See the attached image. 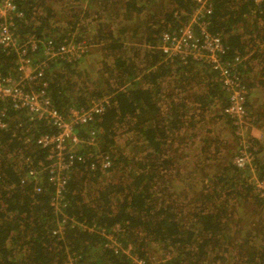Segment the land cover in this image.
Listing matches in <instances>:
<instances>
[{
	"label": "trees",
	"instance_id": "trees-1",
	"mask_svg": "<svg viewBox=\"0 0 264 264\" xmlns=\"http://www.w3.org/2000/svg\"><path fill=\"white\" fill-rule=\"evenodd\" d=\"M17 4L20 38L33 34L55 48L86 41L78 59L49 63L55 107L67 114L93 100L109 103L77 127L83 138L95 132L96 144L71 171L59 208L47 177L38 191L22 161L44 159L35 137L52 128L8 108L0 129V264H264V138L242 134L223 112L228 95L207 64L166 60L156 48L163 32L188 21L197 0ZM210 28L223 38L225 61L244 56V81L247 71L263 77L246 83V118L264 132V95L253 99L264 89V1L215 0ZM90 55L100 60L84 79ZM16 61L0 47L4 73L17 75ZM244 151L251 159L238 164ZM105 156L110 167H102Z\"/></svg>",
	"mask_w": 264,
	"mask_h": 264
},
{
	"label": "built area",
	"instance_id": "built-area-1",
	"mask_svg": "<svg viewBox=\"0 0 264 264\" xmlns=\"http://www.w3.org/2000/svg\"><path fill=\"white\" fill-rule=\"evenodd\" d=\"M263 1L254 0L256 6ZM17 2L18 0H0V47L17 54L18 73L13 75L0 69V129L7 126L8 108L26 112L30 120L44 122L52 128L53 131L35 135L36 145L45 152L44 159L34 164L31 157L24 156L22 161L29 167V176L36 181L38 191L41 190L37 185L38 181L44 175L47 177L48 183L54 187L53 205L59 208L63 204V193L71 171L78 163L92 158L93 153L88 150L96 144L95 132L92 131L83 138L77 133V127L93 123L105 111L109 99L105 97L93 100L84 107H71L67 114L55 107L46 79L50 61L58 56L68 60L78 59L85 50L77 53L73 44L55 48L33 34L20 38L16 34V21L22 17V12ZM214 2L215 0H197L188 21L179 31L163 32L156 48L166 60H194L207 64L217 74V81L228 95L223 112L233 117L242 134H246L252 127L250 120L246 118L249 91L238 69L244 56L238 54L230 61L223 59L226 52L223 38L210 28ZM257 25L259 28L263 27L261 22H257ZM42 49L44 56L38 59ZM250 52L253 53L254 48ZM250 159V155L244 151L236 157V162L245 164ZM111 165V159L105 156L102 167ZM60 229L61 226L58 230ZM119 247L117 244L114 248Z\"/></svg>",
	"mask_w": 264,
	"mask_h": 264
},
{
	"label": "rangeland",
	"instance_id": "rangeland-1",
	"mask_svg": "<svg viewBox=\"0 0 264 264\" xmlns=\"http://www.w3.org/2000/svg\"><path fill=\"white\" fill-rule=\"evenodd\" d=\"M133 23H135V21H133ZM72 46H74L75 47V49L76 50H78L77 51V53H79L81 50H86L87 49V46H86V41L84 40L81 44H79V45H72ZM72 46H71V48H72ZM100 60V58H99V56L98 55H90L89 57H87L84 61H83V65H81V67H82V69H83V71L85 72V76H84V79L86 78V73L88 72V70H89V67H94V68H96V65H97V62ZM8 61L10 62V63H12L13 62V60L12 59H8ZM14 63H15V61H14ZM93 68V69H94ZM87 69V70H86ZM14 72H15V68H14ZM90 73V75L91 76H93V72H89ZM15 75V74H14ZM169 89H177V88H174V87H171V86H165V90H169ZM174 92V91H173ZM186 92H188V91H186ZM264 93V89H262V88H260L258 91H257V94H256V97L259 95V97H257V101L259 102V101H261V99H263V94ZM227 94V93H226ZM182 96L184 97H187L185 94H182ZM175 98H176V96L174 95V97H173V99L175 100ZM177 99V98H176ZM264 100V99H263ZM191 102V100L188 98V100H187V103H190ZM257 102V103H258ZM196 106L194 105V104H191V108L192 109H194ZM226 132H228V131H226ZM248 133H250V134H252L254 137H257V138H264V132H263V130H262V128L261 127H257L256 125H252V127H250V129L247 131ZM229 134H230V131H229ZM227 141H229V143H232V144H234V143H236L235 142V139L233 138V137H231V136H228V138H227ZM233 146V145H232ZM237 147V146H236ZM260 187L261 188H263V186L262 185H260Z\"/></svg>",
	"mask_w": 264,
	"mask_h": 264
},
{
	"label": "crops",
	"instance_id": "crops-1",
	"mask_svg": "<svg viewBox=\"0 0 264 264\" xmlns=\"http://www.w3.org/2000/svg\"><path fill=\"white\" fill-rule=\"evenodd\" d=\"M252 50V48H248V50L247 51H251ZM263 50V49H262ZM254 53V52H253ZM253 79H263V77L261 76V74H259V73H256V71L255 72H253V70L252 71H247V73L245 72V81H246V83L248 82V81H250V82H252V80ZM257 81V80H256ZM260 89V88H259ZM258 88L255 90V92H254V95H253V99H257V97H259V95L256 97V94H257V91L259 90Z\"/></svg>",
	"mask_w": 264,
	"mask_h": 264
}]
</instances>
